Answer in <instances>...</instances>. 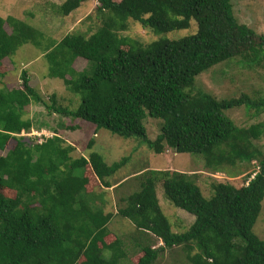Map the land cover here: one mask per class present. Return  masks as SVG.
Instances as JSON below:
<instances>
[{"label":"trees","instance_id":"1","mask_svg":"<svg viewBox=\"0 0 264 264\" xmlns=\"http://www.w3.org/2000/svg\"><path fill=\"white\" fill-rule=\"evenodd\" d=\"M84 1L63 0L59 12L69 15ZM91 1L101 25L88 35L67 33L44 49L48 75L80 94L76 108L58 103L56 93L45 99L30 85L26 70L20 73V86L0 87V264H121L128 257L122 239H105L113 214L87 197L96 184L119 186L120 181L109 178L127 158L108 164L92 149L93 138L87 155L73 156L75 146L56 130L41 142L22 135L34 128L24 116L31 103L92 124L96 132L104 128L135 137L156 153L169 147L198 154L211 173L244 178L240 186L213 182L212 195L206 198L193 171L136 172L140 188L121 198L117 214L162 244H138L141 255L132 264H154L162 251L174 246L182 247L190 264H264V239L253 232L264 199V156L254 140L264 133V122L238 126L224 114L241 105L259 114L264 98L254 100L243 93L216 100L191 90L198 74L237 54L253 52L260 64L264 36L239 23L231 0ZM129 19L156 33L186 28L192 19L197 29L179 39L143 44L118 35ZM41 36L23 20L0 17V68L23 44L39 45ZM77 59L86 62L81 70L73 67ZM147 117L162 120L154 139L147 134ZM10 140L15 143L8 148ZM252 163L256 168L251 173L241 168ZM157 183L175 206L194 216L186 230L172 231L157 200Z\"/></svg>","mask_w":264,"mask_h":264},{"label":"rangeland","instance_id":"2","mask_svg":"<svg viewBox=\"0 0 264 264\" xmlns=\"http://www.w3.org/2000/svg\"><path fill=\"white\" fill-rule=\"evenodd\" d=\"M63 0H0V17L12 16L23 20L42 32L39 45L25 43L10 57L5 58L0 70V87H17L21 85L20 73L28 72L30 85L35 88L45 99L56 93L57 102L74 109L80 103V94L69 91L63 80L59 77L48 75L49 65L44 56V49L50 42L60 40L70 32H82L88 35L94 32L101 23L96 17L95 1H84L69 15L59 12L58 5ZM232 11L240 24H245L253 33L264 36V0H231ZM90 7V8H89ZM9 30V27L5 25ZM197 23L194 19L186 28L174 29L164 33H156L145 29L137 21L128 20L125 31L118 32L119 36H130L147 44L158 38L179 39L194 33ZM260 64L255 62L253 52H244L223 60L210 68L202 71L195 77L191 90L193 93H203L214 97L216 100L238 97L247 94L254 100L264 98V49L261 51ZM86 65L85 60L77 59L73 67L81 70ZM88 72V68H85ZM224 114L233 120L238 126L247 127L258 121L264 122V111L257 114L254 108L248 105L235 106L224 111ZM25 117H30L34 128L22 135L32 137L33 140H43L58 131L61 137L75 146L73 156L87 155L90 151L87 143L93 138L95 143L93 150L100 153L104 160L110 164L126 157V162L109 178L112 182L120 181V185L113 190H104L100 184H96L93 193L87 195L88 200L112 213L107 224L109 235L106 240L119 237L124 242L128 257L121 260V264H132L141 255L138 244L161 245L157 237L137 231L133 223L126 217L117 214V209L123 205L121 198L137 191L140 188L139 178L135 173L144 168L172 167L185 172H195V182L199 185L204 197L212 195L211 184L218 181H229L236 186L244 183L241 176L230 177L225 172L211 173L204 166V159L198 154L179 153L172 148H165L164 152L156 153L149 149L144 142L135 137L124 138L101 128L95 130L94 125L86 122L50 112L40 104L31 103L26 107ZM147 134L154 139L160 131L161 119L147 117L144 120ZM10 140L8 148L14 145ZM256 146L264 156V133L259 139L254 140ZM256 163L242 165V169L251 173L255 170ZM87 173H92L86 168ZM228 170H231V168ZM95 183V180H94ZM97 183V182H96ZM94 185V184H93ZM155 192L159 206L163 214L171 224L174 232L186 230L193 222L194 216L182 208L175 206L166 196L161 183L155 186ZM13 195V191H10ZM90 202V201H89ZM91 203V202H90ZM253 232L264 239V199L262 209L253 226ZM108 252L104 256L108 257ZM154 264H190L185 251L181 246L166 248L162 251Z\"/></svg>","mask_w":264,"mask_h":264},{"label":"crops","instance_id":"3","mask_svg":"<svg viewBox=\"0 0 264 264\" xmlns=\"http://www.w3.org/2000/svg\"><path fill=\"white\" fill-rule=\"evenodd\" d=\"M90 8V7H89ZM153 169H156V168H153ZM158 169H175V168H172V167H164V168H158ZM176 170V169H175ZM113 188H116L114 185L110 188H104L103 189L106 191V190H113ZM106 212V211H105Z\"/></svg>","mask_w":264,"mask_h":264},{"label":"built area","instance_id":"4","mask_svg":"<svg viewBox=\"0 0 264 264\" xmlns=\"http://www.w3.org/2000/svg\"><path fill=\"white\" fill-rule=\"evenodd\" d=\"M42 140H38V142H41Z\"/></svg>","mask_w":264,"mask_h":264}]
</instances>
